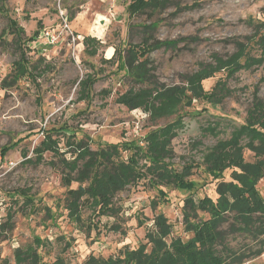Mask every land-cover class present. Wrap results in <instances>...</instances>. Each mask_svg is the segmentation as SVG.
<instances>
[{
    "label": "rangeland",
    "instance_id": "374dc122",
    "mask_svg": "<svg viewBox=\"0 0 264 264\" xmlns=\"http://www.w3.org/2000/svg\"><path fill=\"white\" fill-rule=\"evenodd\" d=\"M130 1L0 0V264H15V250L34 245L36 236L50 243L38 249L44 264H51L57 255L68 264H83L90 255H115L124 245L136 248L145 243V234L160 213L172 225L169 242L172 237L188 239L192 233L185 229V199L216 196V180L206 171L204 155L245 121L256 87L264 101L263 63L232 77L221 71L205 79L206 90L224 80L232 93L216 105L194 100L169 118L153 121L143 109H128L118 103L116 99L133 83L124 76V69H118L117 59H105L112 58L116 48L124 54L128 41L139 43L144 36L150 41L193 37L148 54L156 67V83L184 85L185 77L201 63L212 61V54L226 57L234 53L235 39L254 37L260 23L264 24V0H170L162 10L134 16L129 15ZM10 19L24 28L20 39L11 31ZM152 23L155 27L145 31L143 25ZM46 31L55 35V43L47 42ZM88 35L97 39L96 54H90L83 42ZM29 37L34 40L22 42ZM21 49L33 73L13 82V63L20 59ZM86 80L90 91L87 98H80L81 82ZM180 115L184 126L172 140L170 165L178 171L192 165L187 179L196 186L191 191L165 182L153 184L145 176L118 192L115 202L119 211L114 215L92 216L90 208H83L82 225L68 216L60 156L47 151L41 162H34L35 148L45 131L52 132L60 151L71 158L68 139H85L93 149L107 142L142 143L150 130ZM244 155L254 160L252 151L246 149ZM226 173L229 180L230 170ZM257 187L264 198V179ZM158 189L167 197H160ZM10 213L13 216L7 222ZM198 215L209 217L203 211ZM60 237L71 246H65ZM248 240L238 233L227 236V242L235 247ZM243 264H264V254Z\"/></svg>",
    "mask_w": 264,
    "mask_h": 264
},
{
    "label": "trees",
    "instance_id": "16d2710c",
    "mask_svg": "<svg viewBox=\"0 0 264 264\" xmlns=\"http://www.w3.org/2000/svg\"><path fill=\"white\" fill-rule=\"evenodd\" d=\"M169 2L131 0L129 15L162 10ZM10 24L11 31L20 39L24 28L13 19H10ZM154 27V23L143 25L145 31ZM259 27L254 37L247 36L241 41L232 39L235 43L234 53L226 57L212 54V61L201 63L197 71L187 75L184 85L166 86L156 83V67L148 54L153 49L171 47L182 40H192L193 37L150 41V38L144 36L139 43L128 41L124 54L121 55L116 48L113 57L105 59H117L118 69H124V76L133 83L116 101L128 109H143L153 121L178 115L182 106H190L194 100H206L215 105L221 103L232 93L226 81H217L211 90L204 88L203 81L221 71L226 72L227 77H232L243 69L261 66L264 63V24L260 23ZM38 34L39 30L34 33L35 36ZM33 38L29 37L22 42L26 44ZM83 42L90 54L97 53L95 37L85 36ZM13 64V82L32 75L33 66L27 61L22 49L20 59ZM87 80L81 82L82 85H88ZM261 81H264V77ZM84 86L80 89V98L88 97L90 85L86 89ZM258 93L259 88L256 87L245 121L233 129L229 138L218 140L204 155L206 171L216 180V196L185 199V229L192 236L186 240L172 237L169 242L172 225L160 213L155 217L153 227L147 230L145 243L136 248L124 245L115 255L108 257L90 255L83 264H243L264 254V198L257 187L260 180L264 179V101ZM183 126V117L180 115L150 130L143 137L142 143L139 140L107 142L97 149L91 148L90 142L85 139H68L67 143L74 155L71 158L65 157L64 152L60 151L59 140L52 137V132L45 131L44 138L35 148L34 162H41L47 151L60 156L62 182L67 188L68 216L84 225L83 208H90L92 216L114 215L119 211L115 202L118 192L137 184L145 176H149L153 184L165 182L184 191L194 189L196 182L187 179L192 165L184 166L182 171L170 165L174 155L172 140ZM246 149L253 152L254 160L245 158ZM2 153L5 154V151ZM228 170L229 180L226 179ZM73 183L78 186L72 187ZM158 194L167 197L163 189H158ZM26 198L28 203H32L33 200ZM198 211L207 213L209 217H199ZM8 216L7 222L11 221L13 215L10 213ZM90 220H94L93 217ZM88 227L91 228V225L88 224ZM228 233L246 235L249 240L243 246L235 247L227 242ZM61 240L65 246H71L70 241L63 237H60ZM48 242L36 236L34 245L17 248L15 264H44L38 249L50 245ZM3 264L9 263L6 261ZM51 264L68 263L62 255H57Z\"/></svg>",
    "mask_w": 264,
    "mask_h": 264
},
{
    "label": "built area",
    "instance_id": "2783aa9c",
    "mask_svg": "<svg viewBox=\"0 0 264 264\" xmlns=\"http://www.w3.org/2000/svg\"><path fill=\"white\" fill-rule=\"evenodd\" d=\"M44 34H46V37H47V42L52 44V43H55L57 41V39L55 38V35L54 34H51L49 31H46Z\"/></svg>",
    "mask_w": 264,
    "mask_h": 264
},
{
    "label": "crops",
    "instance_id": "0c3cea01",
    "mask_svg": "<svg viewBox=\"0 0 264 264\" xmlns=\"http://www.w3.org/2000/svg\"><path fill=\"white\" fill-rule=\"evenodd\" d=\"M114 52H115V50H114ZM114 55V54H113ZM111 58V57H110Z\"/></svg>",
    "mask_w": 264,
    "mask_h": 264
}]
</instances>
